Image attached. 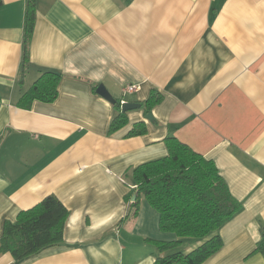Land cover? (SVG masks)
<instances>
[{
  "label": "crops",
  "instance_id": "obj_1",
  "mask_svg": "<svg viewBox=\"0 0 264 264\" xmlns=\"http://www.w3.org/2000/svg\"><path fill=\"white\" fill-rule=\"evenodd\" d=\"M25 12L2 0L0 248L4 223L50 195L70 214L61 244L19 263L0 250V264H154L155 241L177 238L144 196L134 216L131 173L166 156L170 136L214 161L243 205L204 264H264V0H37L22 87ZM46 70L62 74L56 101L20 107ZM101 84L117 101L164 100L154 121L131 111L109 135L118 112ZM140 122L147 133L129 137Z\"/></svg>",
  "mask_w": 264,
  "mask_h": 264
},
{
  "label": "trees",
  "instance_id": "obj_2",
  "mask_svg": "<svg viewBox=\"0 0 264 264\" xmlns=\"http://www.w3.org/2000/svg\"><path fill=\"white\" fill-rule=\"evenodd\" d=\"M2 0H0V7ZM37 18V0H26L24 39L20 64V86H24L31 68L30 49ZM62 74L46 70L22 96L18 105L30 109L35 101L52 103L59 96ZM164 100L154 89L141 103L145 116ZM2 98L0 96V107ZM117 115L110 124L109 135L128 124V113L116 104ZM147 133L145 122L135 124L129 137ZM168 154L143 163L132 170L137 197L132 204L134 216L140 211V199L160 216V230L176 236L174 241H155L160 252L154 264H204L223 247L221 229L243 209L233 197L215 162L195 152L176 137H167ZM70 212L55 196L46 197L32 209L19 213L16 222L4 223L0 250L9 252L16 263L61 244ZM186 246V250L184 249ZM256 252H264V228Z\"/></svg>",
  "mask_w": 264,
  "mask_h": 264
},
{
  "label": "water",
  "instance_id": "obj_3",
  "mask_svg": "<svg viewBox=\"0 0 264 264\" xmlns=\"http://www.w3.org/2000/svg\"><path fill=\"white\" fill-rule=\"evenodd\" d=\"M97 93L103 97L105 100H107L108 102H110L112 105H116L118 103V101L112 96V94L109 92V90L103 85L101 84L98 88H97ZM142 107L141 103H136V102H125L121 105V110L123 113H128L131 111H135V110H140ZM146 119L149 121H154V118L152 116V114H147L146 115ZM137 195H135L134 200H136Z\"/></svg>",
  "mask_w": 264,
  "mask_h": 264
},
{
  "label": "built area",
  "instance_id": "obj_4",
  "mask_svg": "<svg viewBox=\"0 0 264 264\" xmlns=\"http://www.w3.org/2000/svg\"><path fill=\"white\" fill-rule=\"evenodd\" d=\"M137 90H138V87H137L136 85H129V86L125 87V89L123 90V94H124V95L134 94L135 92H137ZM125 102H126V101L123 99V100L121 101V105H122L123 103H125Z\"/></svg>",
  "mask_w": 264,
  "mask_h": 264
},
{
  "label": "rangeland",
  "instance_id": "obj_5",
  "mask_svg": "<svg viewBox=\"0 0 264 264\" xmlns=\"http://www.w3.org/2000/svg\"><path fill=\"white\" fill-rule=\"evenodd\" d=\"M24 85H25V84H24ZM22 87H23V86H22ZM186 248H187V247H186V246H184V249H183V250L185 251V250H186Z\"/></svg>",
  "mask_w": 264,
  "mask_h": 264
}]
</instances>
